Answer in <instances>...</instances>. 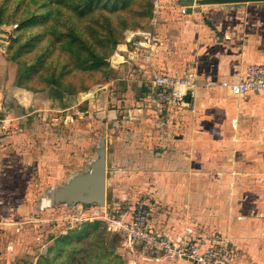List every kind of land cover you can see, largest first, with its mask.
Segmentation results:
<instances>
[{"label":"crops","instance_id":"0c3cea01","mask_svg":"<svg viewBox=\"0 0 264 264\" xmlns=\"http://www.w3.org/2000/svg\"><path fill=\"white\" fill-rule=\"evenodd\" d=\"M178 1L159 0L155 20L132 31L109 59L117 80H106L98 89L106 104L118 103L112 109L101 106L106 163L110 158L124 166L120 170L134 174L140 190L148 189L157 206L175 209L172 216L151 215L158 230H166L160 222L168 221L169 227L179 218L204 224L208 231L196 230L200 234L218 230L250 237L264 262V92L235 96L221 85L222 80H237L248 64L264 62L262 20H255L251 13L257 5L249 2L193 5L189 11L188 0ZM147 33L152 35L149 45ZM38 67L0 43L2 143L17 136V124L22 139L30 137L32 116L43 112H52L54 134L60 114L81 101L77 91L47 85ZM155 72L196 83L182 105L167 107L163 124L149 95ZM97 97L92 90L84 98L91 99L93 111Z\"/></svg>","mask_w":264,"mask_h":264},{"label":"rangeland","instance_id":"374dc122","mask_svg":"<svg viewBox=\"0 0 264 264\" xmlns=\"http://www.w3.org/2000/svg\"><path fill=\"white\" fill-rule=\"evenodd\" d=\"M214 4L193 5L223 6ZM249 4L257 5L251 14L262 20L258 26L264 28V7H258L264 2ZM153 7L154 0H0V43L5 42V48L22 60H35L42 76H47V85L49 76L59 75L65 89H76L82 97L60 114L54 134L52 112H43L36 119L32 116L30 137L22 139V126L17 124L13 127L17 136L0 142V264H172L176 260L196 264L179 258L177 250L150 256L140 250L139 241L129 238L139 200L147 203L149 226L152 214L153 218L157 211L172 216L175 209L157 206L148 189L140 190L134 174L122 172L124 166L110 158L102 206L55 200L57 190L87 172L96 159L99 137L105 131L101 106L106 104L98 85L117 80L109 59L132 31L148 24L147 13L151 10L152 19ZM41 31L46 34L36 35ZM67 40H72L78 55L62 51L59 45ZM88 50L104 55L108 66L71 69V61H80ZM92 90L98 94L94 111L91 99H84ZM117 103L111 101L106 107L112 109ZM160 223L174 243L188 240L200 248L221 245L227 253L224 264H264L252 249L250 237L218 230L200 234L196 230L208 231L203 223L179 218H173L169 227L168 221Z\"/></svg>","mask_w":264,"mask_h":264},{"label":"built area","instance_id":"2783aa9c","mask_svg":"<svg viewBox=\"0 0 264 264\" xmlns=\"http://www.w3.org/2000/svg\"><path fill=\"white\" fill-rule=\"evenodd\" d=\"M160 7L159 0H154L152 21L158 15ZM181 12L184 13L185 9L181 8ZM14 27H17V24H14ZM151 39L152 35L145 34V43L149 45ZM143 44L142 41H137V45ZM149 83V95L161 124L164 123L163 115L167 107L182 105L189 88L196 84L189 81L186 76L157 72L151 75ZM221 85L227 87L235 96L249 92H264V62L248 64L237 80H222ZM139 201L134 208L129 238L140 242L142 252H148L152 256L177 250L179 258L193 259L196 264H224L227 253L221 245L200 248L197 243L188 240L181 241L180 244L174 243L169 232L158 230L153 225L149 226L146 219L147 203L144 200Z\"/></svg>","mask_w":264,"mask_h":264},{"label":"water","instance_id":"95a60500","mask_svg":"<svg viewBox=\"0 0 264 264\" xmlns=\"http://www.w3.org/2000/svg\"><path fill=\"white\" fill-rule=\"evenodd\" d=\"M205 3H243V2H264V0H188L186 4L191 11L193 4ZM187 93L185 98H189ZM56 201L69 205L76 203H95L102 206L106 200V152L104 134L99 137V145L96 159L90 164L87 172L75 176L68 184L58 189Z\"/></svg>","mask_w":264,"mask_h":264},{"label":"trees","instance_id":"16d2710c","mask_svg":"<svg viewBox=\"0 0 264 264\" xmlns=\"http://www.w3.org/2000/svg\"><path fill=\"white\" fill-rule=\"evenodd\" d=\"M41 7H42V5L39 7V9H41ZM34 15H36V14H34ZM147 16H148V20H150L151 10H148ZM45 34H46L45 31H41V32H39V34L36 33V35H39V37H42ZM56 38L58 39L59 37L56 36ZM71 42H72V40H67L63 44L61 43V45H59V46L62 49V51L69 50L70 53H73L74 55H78L77 50L72 46V44H70ZM33 62L35 63V60ZM99 65L100 66H102V65L103 66H108V63L105 61L104 55L102 56V54H97V53H95L94 51H91V50H88L87 53L85 54V56L80 59V61L76 60L73 63L71 61V69H74V70H89V69H92V68L97 67ZM59 71H61V69ZM46 77L47 76H44L45 82L47 80ZM49 77H51V78L48 79V84H54V83L55 84H60V86L65 91H69V90L65 89V87H63L61 79H59V75H54L53 74V75H51ZM46 84H47V82H46ZM75 90L72 91V89H70L71 92H74Z\"/></svg>","mask_w":264,"mask_h":264}]
</instances>
